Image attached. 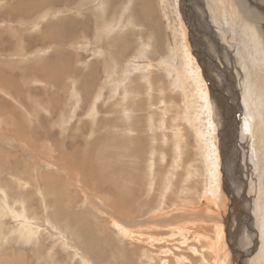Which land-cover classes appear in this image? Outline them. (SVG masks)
Here are the masks:
<instances>
[{
    "label": "rangeland",
    "instance_id": "374dc122",
    "mask_svg": "<svg viewBox=\"0 0 264 264\" xmlns=\"http://www.w3.org/2000/svg\"><path fill=\"white\" fill-rule=\"evenodd\" d=\"M74 1L29 17L22 13L27 1H20L15 29L0 23L6 49L0 78L14 95L0 90V206L6 209L0 215V264H264V0H226L220 12L209 11L208 0H188L184 12V0H144L158 31L159 56L147 51L150 60L140 50L153 47L155 36L123 17L134 14L135 0H111L118 18L109 23L121 22L122 30L99 24L104 0ZM10 3L0 2V9ZM87 14L88 36L48 48L36 41L41 28L59 17ZM183 14L196 24L192 45ZM23 45L31 55L13 56ZM210 45L217 53L209 52ZM186 48L194 61L187 68L199 67L202 75L199 57L207 67L211 57L213 84L227 94L223 107L227 113L236 108V142L220 136L222 107L211 100L215 87L205 83L209 118L196 108L200 118L190 119L187 98H195V85H177L185 75L180 55ZM57 49L70 56L72 76L48 88L43 78L22 72L48 56L57 64ZM119 50L127 56L118 59ZM145 68L153 86L148 91ZM210 160L217 162L218 211L206 204L212 205Z\"/></svg>",
    "mask_w": 264,
    "mask_h": 264
},
{
    "label": "bare ground",
    "instance_id": "6f19581e",
    "mask_svg": "<svg viewBox=\"0 0 264 264\" xmlns=\"http://www.w3.org/2000/svg\"><path fill=\"white\" fill-rule=\"evenodd\" d=\"M21 1V0H20ZM19 1V2H20ZM24 1V0H23ZM37 1H40V0H37ZM37 1H35V3H36V5H37ZM45 1V0H44ZM64 1V0H63ZM196 1L197 0H195V3H196ZM226 0H208V3H209V11H213V12H215V11H217V12H220L221 10H223L224 8H223V6L225 7V5H226V2H225ZM62 2V1H61ZM184 2V7H183V12L185 11V10H187V7H186V5L188 4V0H184L183 1ZM227 2H228V0H227ZM230 2V1H229ZM18 3V2H17ZM23 3V2H22ZM31 3H32V1H31ZM30 3V4H31ZM35 3H32V4H34L35 5ZM40 3V2H39ZM39 3H38V6H39ZM262 3V2H261ZM21 4V3H20ZM27 4V3H26ZM29 3H28V5H30ZM31 4V6H33ZM58 4H61L60 2L58 3ZM197 4V3H196ZM42 5H44V4H41L40 6H42ZM46 5H47V2H46ZM149 6H150V4L147 6L148 8H149ZM180 6H181V2H180ZM145 7H146V5H145ZM8 8V7H7ZM22 7H21V5H17L16 3H14L13 4V6H9V9H8V12H6L5 13V16L9 19V22H12L13 21V18H14V13H15V11H18L19 9H21ZM30 8V7H29ZM34 8L36 9L37 8V6H34ZM39 8V7H38ZM37 8V9H38ZM44 8H45V5H44ZM43 8V9H44ZM50 8V7H49ZM141 8V7H140ZM24 9V8H23ZM22 9V11L24 12L25 11V13H24V15H29L30 14V12H29V10L28 9H25V10H23ZM34 9V10H35ZM42 9V10H43ZM146 9V8H145ZM151 8H149L148 9V11L150 10ZM196 9V8H195ZM247 9V8H246ZM245 9V10H246ZM34 10H33V13H34ZM147 10V9H146ZM179 10V9H178ZM139 11V10H138ZM137 11V12H138ZM237 11V10H236ZM250 11V10H249ZM19 12H20V10H19ZM136 11H134V13H135ZM200 12V11H199ZM33 13H31V15L33 14ZM61 13V12H60ZM145 13V12H144ZM19 14V13H18ZM135 14H137V13H135ZM194 14V13H193ZM201 14V13H200ZM218 14V13H217ZM232 14V13H231ZM144 15V14H143ZM184 15V17H186V20L188 21L187 22V24H186V26H185V28H188V32L190 33V38H187V41L189 40L190 41V43H191V45H192V43H193V38L194 39H197V35H196V33L197 32H195L194 31V29L196 28V24L195 23H193V22H191V25L189 24V22H190V19L192 18V17H190V15L189 16H187L186 14H183ZM148 16V15H147ZM147 16L145 17V18H147ZM152 16V15H151ZM247 16V15H246ZM68 17V16H67ZM0 18H1V14H0ZM135 18H136V16H135ZM148 18H150L149 16H148ZM222 18H223V16H222ZM206 19H207V16H206ZM73 20V19H72ZM148 20V19H147ZM147 20H144V21H147ZM153 20V19H152ZM223 20V19H222ZM221 20V21H222ZM74 21V20H73ZM143 21V22H144ZM250 21V20H249ZM57 22V21H56ZM139 22V21H138ZM142 22V23H143ZM202 22V21H201ZM14 23V22H13ZM63 23V20L62 21H60L59 20V31L58 32H56L53 36H52V38L49 40V41H52V40H55L57 43H59V42H61L62 41V37H64V38H66V35H64V33L66 34V31L69 33V31L71 30L70 28L72 27V26H74V25H72L71 23H67V25L66 24H62ZM73 23V22H72ZM88 23V22H87ZM245 23H246V21H245ZM74 24H75V21H74ZM198 24V23H197ZM86 25V23H84L83 22V24H80V25H78V26H76V27H73L72 29H75V30H77V32L78 31H80L81 33L82 32H84L85 30H86V28H88L89 26L87 25V27L85 26ZM89 25H90V23H89ZM109 25H112V24H110L109 23ZM113 25H117L118 27H119V30L121 29H123V27L124 26H122V23L120 22V23H117V21H115V23H113ZM194 25H195V27H194ZM58 26V25H57ZM148 26H150V27H152V26H154V27H152V30H149V28H148ZM200 26V25H199ZM247 26V25H246ZM253 26V25H252ZM251 26V27H252ZM256 26V25H255ZM70 27V28H69ZM180 27V26H179ZM192 27V28H191ZM51 28H54V27H51ZM183 28V27H182ZM185 28H183V29H185ZM201 28V27H200ZM199 28V29H200ZM214 28V27H213ZM48 29H50L49 27H48ZM42 30V29H41ZM52 30V29H51ZM88 30V29H87ZM208 30V29H207ZM45 31V30H44ZM50 31V30H49ZM147 31H149V33L151 32V34L152 35H154L155 36V38H154V46L152 47L151 46V48L148 50L147 48H146V46L144 45V47L142 48V51L141 52H144V50H145V52H144V54H145V59H147V60H150L149 59V57H148V55H147V51H149V52H151L152 53V56H154V57H156L157 58V56H159V54L156 56V50H157V48L159 47L158 46V35H157V32L158 31H156V26H155V23H153V21H149V23L147 22ZM215 31V30H214ZM259 31V30H258ZM183 32V31H182ZM47 33H49L48 31H47ZM72 32H70V34H71ZM73 33H75V31L73 30ZM181 33V32H180ZM86 34H87V32H86ZM86 34H84V35H86ZM159 34V33H158ZM42 35V34H41ZM45 35V32L43 33V36ZM49 34H47V36H48ZM181 35L183 36V34L181 33ZM199 35H201V34H199ZM215 35V34H214ZM40 36V35H39ZM50 36V35H49ZM48 36V37H49ZM68 36V35H67ZM41 37V36H40ZM45 37V36H44ZM179 37V36H178ZM177 37V38H178ZM183 38H185V37H183ZM216 38V37H215ZM39 39L40 38H38V40H36V41H39ZM48 39V38H47ZM204 39H206V38H204ZM1 40V39H0ZM46 40V39H45ZM153 40V39H152ZM42 41H44V40H42ZM54 41V42H55ZM124 41H125V50L127 49V47L129 46V41L127 40V38H126V36H124ZM174 41H176V40H174ZM184 42H185V44H186V41L185 40H183ZM180 42V41H179ZM178 42V43H179ZM36 43H38V42H36ZM197 43H198V41H197ZM211 43V42H210ZM51 44V43H50ZM152 44V45H153ZM180 44V43H179ZM207 44V43H206ZM4 45V44H3ZM52 45V44H51ZM122 45H124V44H122ZM121 45V46H122ZM143 46V45H142ZM178 46V45H177ZM176 46V47H177ZM47 47V46H46ZM182 47V46H181ZM189 47V46H188ZM192 47H194V45L192 46ZM195 47H196V45H195ZM219 46H217V48H218ZM179 47H177V49H178ZM198 48V47H197ZM208 48V50H209V52L210 53H212V52H216L217 53V51L218 50H215V47H214V45H210L209 47H207ZM59 50V49H58ZM195 50V49H194ZM194 50H192V51H194ZM61 51V50H60ZM177 51L178 52H180L179 51V49L178 50H176V53H177ZM184 51H186L185 53H183V54H181L180 55V58H181V60H182V63H181V65L185 68L183 71H185V75H184V78H183V80L181 81V83L180 84H177V85H179V86H181V88L184 86L183 84H187L188 85V83H189V85H188V87L190 88L191 86H192V83L195 85V88H196V94H195V98H192V99H190V97H188L187 99H189L187 102H188V108L190 109V112L193 114L192 116H191V118L190 119H192V118H194L195 120L198 118H200V115L198 114L199 112H197V110H195L196 108H199V111L201 110V112H203V113H205V115L207 116L208 114V108H210L209 107V101H207V98H208V93H209V91L206 89V85H205V83L208 85V89H209V86L211 85V87H212V90L214 89L213 87H215V90L217 91H215L214 93H215V95H213V98H211V100L212 101H214V104L217 106V102L218 103H220L219 104V106L218 107H222L221 108V114H223V117H221V125L220 126H222V124H223V131L221 132V138L222 139H224L223 141H225L226 139H229V141L228 142H232V141H235L236 142V140L238 139V137H237V135H236V130L237 129H239V126H237L236 125V121H234L233 120V117H232V115L235 113V111H236V108L234 107L235 105H233L232 106V108H231V112H229V113H227V110H225L224 109V107L223 106H225L226 104H225V101H224V98H225V96L227 95H225L224 93H223V86H221L220 84H219V86H215V84H213L214 82H215V80L214 79H216L215 78V76H214V73H212V75L210 76V74H211V71L212 70H210V67H212L210 64L212 63V59H211V57L209 56V55H207L210 59H209V64H208V67L207 66H203L204 64H205V62H206V58L205 57H203V58H200L199 56V59H201V60H203V61H201L203 64H202V70H203V75H204V77H203V79H204V81H203V79H202V73H200L199 72V70L197 69V68H199V67H197L196 69H194V68H191L190 70L187 68L188 66H189V60L192 58L191 57V55H190V53H189V48H186V50H184ZM123 52V51H122ZM120 50L119 51H117L116 52V56H118V59H122V57H124V56H127V53L125 52V53H122ZM181 52H182V50H181ZM193 53V52H192ZM197 53L199 54V52L197 51ZM236 53H237V49H236ZM177 55H179V54H177ZM238 55V54H237ZM54 56H56V57H58L57 56V54L56 55H54ZM139 56V55H138ZM196 56V55H195ZM61 57H63V56H61ZM139 57H141V56H139ZM143 57V56H142ZM141 57V58H142ZM55 58V57H54ZM140 58V59H141ZM56 59V58H55ZM58 59H60V58H58ZM57 59V60H58ZM137 59V58H136ZM135 59V60H136ZM140 59H138L137 61H139ZM46 60H47V58H46ZM45 60V63H47V61ZM60 60H62V59H60ZM136 61V62H137ZM190 61H192V60H190ZM135 62V63H136ZM140 62H141V60H140ZM161 62H163V61H161ZM178 62V61H177ZM192 62H194V61H192ZM214 62V61H213ZM50 63V62H49ZM60 64H61V66H62V63L63 62H59ZM69 63V61L67 62V64ZM143 63V62H142ZM141 63V64H142ZM66 64V65H67ZM138 65H140L139 63H137ZM136 64V65H137ZM144 64H146V63H144ZM148 64V66H149V62L147 63ZM192 64V63H191ZM190 64V65H191ZM52 65V64H51ZM58 65V64H57ZM151 65V64H150ZM209 65H210V67H209ZM45 66H47V64L45 65ZM52 66H54V65H52ZM65 65L63 64V66L62 67H64ZM147 66V65H146ZM48 67V66H47ZM49 67H50V65H49ZM67 67V66H66ZM66 67H64L65 69H68V68H66ZM150 67V66H149ZM148 67V68H149ZM34 68V67H33ZM33 68L31 69V72H32V74L33 75H36L37 76V74L35 73V72H33L34 70H33ZM38 68V67H37ZM44 67H42V69H43ZM141 68H143V64H142V67ZM148 68H145V70L144 69H142V70H144L143 71V75H142V78H145L146 76V78H145V87H146V89H147V91H148V89L150 88V87H153L152 86V81L150 80V78H149V76L148 75H145L146 73H148V72H150V69H148ZM151 68V67H150ZM173 68V67H172ZM41 69V67H40V69H39V74L41 73V75L43 76V81L44 80H46V81H50V82H53V78L50 76V77H48V78H45L44 77V73H43V71L44 70H42ZM45 69H47V68H45ZM49 69V68H48ZM47 69V70H48ZM55 69V68H54ZM136 69H139V67L137 66V68ZM174 69V68H173ZM180 69V68H179ZM212 69V68H211ZM38 70V69H37ZM46 70V71H47ZM49 70H51V69H49ZM59 70H61L60 69V67H58V69H57V71H59ZM129 70H131V69H129ZM141 70V69H140ZM221 70V69H220ZM228 70V69H227ZM36 71V70H35ZM42 71V72H41ZM177 71L178 70H176V69H174V72H176L177 73ZM222 71V70H221ZM51 72V71H50ZM59 72H61V71H59ZM62 72H64V69H63V71ZM179 72H181V71H179ZM126 73H129V71H126ZM52 74V73H51ZM48 75H50L49 73H48ZM41 76V77H42ZM212 76H214V78H212ZM224 76V74L223 75H221V77H223ZM210 77V78H209ZM220 77V78H221ZM179 78V77H178ZM218 79V78H217ZM213 80V81H212ZM46 81H44V82H46ZM192 81V82H191ZM212 81V82H211ZM218 82H219V79L217 80ZM222 81V80H221ZM230 81V80H229ZM211 82V83H210ZM176 83H178L177 81H176ZM176 83H175V85H176ZM50 84V83H49ZM173 84V83H172ZM232 84V83H231ZM49 86H51V84L49 85ZM206 86V87H205ZM82 87L83 88H85L86 90H88V88H87V85H86V83H82ZM0 88H2V83L0 82ZM232 88H234V84H232V87H231V90H232ZM84 89V90H85ZM193 89V88H192ZM50 90V89H49ZM85 90V91H86ZM220 90V91H219ZM85 91H83V94H84V92ZM218 91H219V93H218ZM228 92H230V91H228ZM195 92H193V94H194ZM234 93V92H233ZM263 93V92H262ZM132 94H134V90H133V92H132ZM186 94V93H185ZM52 96V95H51ZM192 97V96H191ZM193 97H194V95H193ZM199 99H200V101H199ZM216 99V100H215ZM139 102V101H138ZM134 103H137V100H135V102ZM134 105V108L135 109H137L138 108V106L136 105V104H133ZM215 106V107H216ZM231 106V105H230ZM227 107V106H226ZM238 107V106H237ZM217 108V107H216ZM189 109H188V111H186L185 113L187 114L186 116H187V119H188V112H189ZM220 109V108H219ZM216 111H218V110H216ZM220 111V110H219ZM218 114V113H217ZM191 115V114H190ZM202 115V114H201ZM219 116V115H218ZM205 118V117H204ZM207 118H209L208 116H207ZM224 118V119H223ZM219 119V118H218ZM252 119V118H251ZM233 120V121H232ZM193 121V120H192ZM258 122V121H257ZM208 123L210 124L211 122L209 121V119H208ZM193 124V123H192ZM195 124V123H194ZM193 124V125H194ZM257 126V125H256ZM197 129V134L199 135V136H201L200 134H202V131H200V128L199 127H197L196 128ZM214 129V128H213ZM243 129H245V128H243ZM248 129H249V127H248ZM208 130V129H207ZM207 130H206V132H205V134L206 133H208L207 132ZM221 130V129H220ZM219 131V130H218ZM220 132V131H219ZM203 134H204V132H203ZM204 134V135H205ZM209 141V140H208ZM217 142V141H216ZM226 142V141H225ZM234 142V143H235ZM228 144V147H235V145L233 144V145H231V144ZM218 145V144H217ZM216 146V145H215ZM219 146V145H218ZM236 146H238V145H236ZM217 147V146H216ZM233 147H232V149H233ZM222 148H223V145L221 146L220 145V149H221V151H222ZM216 150H218L217 148H216ZM229 154V153H228ZM228 154H226V158L228 157ZM222 155H223V157H225V153L224 152H222ZM210 157V156H209ZM215 157H217V156H215ZM207 161V160H206ZM217 162L214 160V161H209V165H210V173L208 174L209 175V187H210V189L207 191V194H209V196H208V199H209V201L212 203V205L211 204H209V202L208 203H206V204H208L212 209H214V211H218L219 209V206L218 205H216V204H218V203H216V201H215V199H217L216 198V196H217V193H218V189L217 188H219V186H218V181H216V173H217V171L215 172V170H216V167H217ZM223 164V163H222ZM227 166V165H226ZM226 166H225V168H226ZM220 167H222L221 165H220ZM218 176V175H217ZM222 183V182H221ZM223 184V183H222ZM221 184V185H222ZM228 186V185H227ZM225 186V189L228 191L229 189L228 188H231V186ZM230 191H232V190H230ZM229 191V192H230ZM225 192V191H224ZM207 198V197H206ZM218 198H220V197H218ZM228 198V197H227ZM204 199V198H203ZM221 199V198H220ZM242 200H243V198H242ZM241 200V201H242ZM219 201H221V200H219ZM233 202V201H232ZM202 203V202H201ZM238 203V202H237ZM232 205H234V204H232ZM218 206V208H216ZM238 206V205H237ZM208 209V208H207ZM6 209H4V207H2V206H0V215H1V217L2 216H5L6 215V211H5ZM162 212V211H161ZM263 212H264V209H263ZM226 213V212H225ZM243 213V212H242ZM207 216V215H206ZM188 218V217H187ZM196 218V217H195ZM198 218V217H197ZM210 219V218H209ZM236 219V218H235ZM174 220V219H173ZM237 220V219H236ZM147 221V220H146ZM181 221V220H180ZM212 221H214V219L212 220ZM211 221V222H212ZM216 221V220H215ZM173 222V221H172ZM201 222V221H200ZM217 222H218V220H217ZM243 223V222H242ZM176 224V223H175ZM138 225H140V224H138ZM143 225V224H142ZM217 225V224H216ZM129 226V225H128ZM159 226V225H158ZM169 226V225H168ZM174 226V225H173ZM152 227V226H151ZM175 227V226H174ZM178 227V226H177ZM153 228H154V226H153ZM213 234H214V232H213ZM217 234V233H216ZM225 234V233H224ZM211 237V236H210ZM215 238V237H214ZM4 240V242H5V238L3 239ZM213 240V239H212ZM220 240H221V237L220 236H218V240H217V242H218V244L220 245ZM211 245H213L212 243H211ZM221 246V245H220ZM223 249H224V247L223 246H221ZM256 247V246H255ZM217 249L216 250H218V248L219 247H216ZM226 249V248H225ZM228 249V248H227ZM212 250H213V248H212ZM218 252H219V250H218ZM226 252V251H225ZM221 253V252H220ZM219 254V253H218ZM222 254V253H221ZM221 254H219V255H221ZM224 254V253H223ZM222 254V255H223ZM217 255V254H216ZM226 256V258H227V255H225ZM224 256V257H225ZM218 257V256H217ZM244 257V256H243ZM246 257V256H245ZM222 258V257H221ZM220 258V259H221ZM258 258V257H257ZM217 259V258H216ZM9 260V259H8ZM223 260V259H222ZM225 261V260H224ZM230 261V260H229ZM228 262V261H227ZM235 262V261H234ZM238 262V261H237ZM218 263H219V261H218ZM223 263V262H222ZM215 264H217V263H215Z\"/></svg>",
    "mask_w": 264,
    "mask_h": 264
},
{
    "label": "crops",
    "instance_id": "0c3cea01",
    "mask_svg": "<svg viewBox=\"0 0 264 264\" xmlns=\"http://www.w3.org/2000/svg\"><path fill=\"white\" fill-rule=\"evenodd\" d=\"M20 0H14V1H12L11 0V3L10 4H14V3H16L18 6L19 5H21V6H23L24 4L23 3H21L20 4V2H19ZM21 1H23V0H21ZM27 1V4L29 3H31V1H32V3L34 2L35 3V1H37V0H26ZM62 1V2H61ZM136 1V3L138 4V8H136L135 9V13H137V14H135L134 12V14H131V13H129V12H127V14H126V16H123V17H126V18H128L129 20H130V23L132 22H134V21H136L137 23H138V21H139V24H140V26L141 27H144L145 29L144 30H146V32H147V22L149 23V21H153V23H154V18H153V12H152V9H150L149 11H148V9L149 8H151V6H149V8L147 7L148 5H149V3L148 2H146V1H144V0H135ZM0 2H4V0H0ZM18 2V3H17ZM38 2V1H37ZM46 2H47V5H46ZM61 3V4H58V3ZM75 1L74 0H40V3H39V6H38V3H37V5H36V3H35V5L34 4H32L33 6H31V4L28 6V10H29V12H30V14L29 15H26V16H32V15H34V14H36V12L37 11H39V10H42L43 8H44V5H45V8L43 9V11H45L44 12V16H47V14L49 13V11L48 10H50V11H53V10H61V9H65V8H70V7H72L75 3H74ZM111 3H112V5H113V2L111 1V0H104V1H102V2H100V4H99V8H98V19H100L99 20V24L100 23H102L104 26L107 24H109V19H115V18H118L117 16H116V13H117V10H118V7H111L110 5H111ZM41 4H44V5H42V6H40ZM145 5H146V7H145ZM34 6H37V8L35 9L34 8ZM110 6V7H109ZM115 6V5H114ZM30 7V8H29ZM50 7V8H49ZM141 7V8H140ZM55 8V9H54ZM107 8H109V10L111 9V12H109L108 13V15L106 16V11H107ZM147 10H146V9ZM8 9H9V6H8V8H7V6H6V8L5 9H0V14H1V18H0V23H2V22H5L6 24H9L10 26H9V30H14L15 29V27L13 26V21L14 20H16V21H18V20H21V18L19 17H14L13 18V21L12 22H9V19L5 16V13L6 12H8ZM22 9V8H21ZM35 9V10H34ZM20 10V9H19ZM19 10L18 11H15V13H14V15H16V12H19ZM23 10H25V9H23ZM33 10H34V13H33ZM139 10V11H138ZM125 11L126 10H124V13H125ZM128 11V10H127ZM138 11V12H137ZM145 12V13H144ZM23 14L25 13V11L24 12H22ZM31 13H33L32 15H31ZM144 14V15H143ZM121 15H122V13H121ZM121 15H120V17H121ZM150 17V18H148V16ZM152 15V16H151ZM135 16H136V18H135ZM147 16V18H145ZM92 17H90L88 14L87 15H82L80 18L79 17H77V16H70V17H68V18H64V17H59L58 18V21L57 22H53V23H49V25H46L45 27H44V29H43V27L41 28L42 30H41V32H45V37L43 36V34L41 35L40 34V36H37V38H40L39 39V43L41 44L40 46H43L44 48H48V47H50V46H54V45H58V46H61V45H69V42H70V40L73 38L72 36H74V35H77V37L78 36H81V37H85V36H88L87 34H86V32L88 31L87 29L89 28H86V30L84 31V32H80V31H78L77 32V30H75V29H72L73 27H76V26H78V25H80V24H83V22L84 23H86V27H87V25L88 26H90L89 25V23H90V20L89 19H91ZM18 19V20H17ZM26 19H27V17H26ZM75 21V24H74V21ZM148 19V20H147ZM153 19V20H152ZM59 20L60 21H62L63 20V23L62 24H66L67 25V23H71L72 25H74V26H72L70 29V31H69V33L66 31V34L64 33V35H66V38H64V37H62V41L61 42H59V43H57L55 40H52V41H49L51 38H52V36L56 33V32H58L59 31ZM144 20H147V21H144ZM26 21V20H25ZM144 21V22H143ZM73 22V23H72ZM88 22V23H87ZM143 22V23H142ZM94 23V22H93ZM113 21H111L110 22V24H112L113 25ZM58 25V26H57ZM28 26V25H27ZM27 26H24L23 27V29H26V30H28L29 29V27H27ZM36 27H37V25H36ZM48 27L50 28V29H48ZM51 27H54V28H51ZM52 29V30H51ZM45 30V31H44ZM50 30V31H49ZM73 30L75 31V33H73ZM47 31L49 32V33H47ZM70 32H72L71 34H70ZM47 34H49L48 36H47ZM84 34H86V35H84ZM68 35V36H67ZM51 37V38H50ZM48 38V39H47ZM46 39V40H45ZM53 39V38H52ZM29 40V39H28ZM42 40H44V41H42ZM55 41V42H54ZM52 45H51V44ZM4 43L3 42H1V40H0V56L3 54V53H1V51L3 52L4 50L6 51V49H4V45H3ZM8 46V45H7ZM47 46V47H46ZM24 49H25V47H24V45H23V47H21L20 48V52L19 53H12V55L13 56H16V55H19V56H21V57H23V56H27V55H25V54H30V51H26V53H24ZM141 49V48H140ZM158 49V48H157ZM7 50H9V49H7ZM61 50V51H60ZM140 51H142V50H140ZM24 53V54H23ZM32 53H34V51H32ZM58 53H60V54H62L63 56H64V60H60L62 57H61V55L60 54H58ZM55 54H57V55H59L58 57H57V59L58 58H60V59H58L57 60V64H55V63H53L52 65H54V66H52L50 63H51V61H52V59H54V57H49L48 56V58H47V60H46V58L44 59V60H46L47 61V63H45V64H41V66L37 63H29V66H22V68L21 69H23V71L22 72H26V73H28L27 71H31V69L33 68V72H35L36 74H37V79H39L42 75H41V73L39 74V69H40V67H41V69H42V67H44L42 70H44L43 72H45L43 75H44V77L45 78H48V77H52L53 78V82H50V81H46V80H44V81H46V82H44L43 81V84L44 85H46V86H48V88H53V87H55V85H58L59 83H61L65 78H67V77H70V76H72V72L70 71L71 70V65H70V63H71V59H70V56L68 55V54H66V52H64L62 49H57V51L55 52ZM31 55V54H30ZM67 59V60H66ZM31 60V59H30ZM33 61V60H32ZM69 61V63L67 64V62ZM50 62V63H49ZM59 62H63L62 63V66H63V64L65 65L64 67H66V68H68V69H65L64 67H62L61 66V64L59 63ZM160 63V62H159ZM50 65V68H49V65H48V67L47 66H45V65ZM67 64V65H66ZM106 64H108V61L106 62V63H104V62H102V66H106ZM89 65H94V66H97V65H100V64H98V63H90ZM93 66V67H94ZM38 67V68H37ZM58 67H60V69L61 70H59V71H61V72H59V71H55V74L53 75V74H50V75H48V72L46 71L48 68L49 69H51V70H55V69H58ZM92 67V66H91ZM45 68H47V69H45ZM55 68V69H54ZM38 69V70H37ZM63 69H64V72H62L63 71ZM73 69H75V68H73ZM72 69V70H73ZM36 70V71H35ZM50 70V71H51ZM42 72V71H41ZM22 77H23V75H22ZM32 78H34V77H32ZM41 78H43V76L41 77ZM81 78V77H80ZM31 79V78H30ZM90 81V80H89ZM0 82L2 83V88H0V90L1 91H3V92H5L6 94H10L11 96H13L14 97V95L8 90V89H6L5 88V81L4 80H2L1 78H0ZM79 82L82 84V79H80L79 80ZM174 82H175V80H174ZM51 84V86H49L50 84ZM90 83H91V81H90ZM90 88V87H89ZM160 102H162V101H160ZM150 117H152V116H150ZM193 120H195L194 118H192Z\"/></svg>",
    "mask_w": 264,
    "mask_h": 264
}]
</instances>
